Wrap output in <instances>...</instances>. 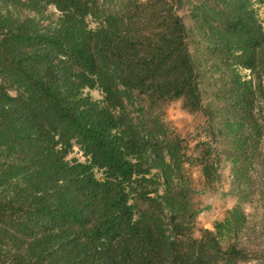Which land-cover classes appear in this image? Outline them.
Returning <instances> with one entry per match:
<instances>
[{
  "label": "trees",
  "instance_id": "1",
  "mask_svg": "<svg viewBox=\"0 0 264 264\" xmlns=\"http://www.w3.org/2000/svg\"><path fill=\"white\" fill-rule=\"evenodd\" d=\"M263 2L0 0V264L264 258L238 243L240 184L264 139ZM182 5L219 73L217 132L229 139L238 197L199 237L185 164L197 162L209 183L217 157L211 146L188 155L161 117L172 100L203 110ZM74 147L84 160L69 157Z\"/></svg>",
  "mask_w": 264,
  "mask_h": 264
},
{
  "label": "rangeland",
  "instance_id": "2",
  "mask_svg": "<svg viewBox=\"0 0 264 264\" xmlns=\"http://www.w3.org/2000/svg\"><path fill=\"white\" fill-rule=\"evenodd\" d=\"M48 13L56 17L58 12L48 8ZM46 12V15L48 13ZM22 14L27 13L22 11ZM178 13L184 23L191 30L189 37L190 50L201 69L199 86L202 94L203 110L190 113L185 110L181 101L172 100L163 105L161 117L165 123L168 133L176 135L188 145V155L195 156L201 149L212 147L213 155L217 157L216 176L212 182H206L197 162L185 164L190 186L193 207L197 214L193 219L192 234L194 237L201 235L202 229L213 230L215 221L222 220L228 209L232 208L238 201L234 193L235 182L231 176V156L229 155V139L224 134L218 133L222 121L219 108L221 102L217 99V79L219 73L207 69L204 56L205 40L197 33L194 21L189 15L188 6L182 5ZM259 13L264 19V2L259 6ZM94 25V23H91ZM93 98H101L97 90H88ZM199 142V147L195 144ZM252 165L249 167V182L241 183L240 186L246 192L241 199V206L246 214V225L240 234L239 242L250 251H264V139L263 146ZM69 157L84 160L82 153L74 147ZM213 157V156H212ZM263 159V160H260ZM262 161V162H259ZM241 264H264L262 256H256L249 262Z\"/></svg>",
  "mask_w": 264,
  "mask_h": 264
}]
</instances>
